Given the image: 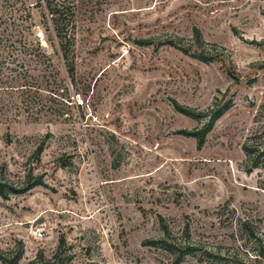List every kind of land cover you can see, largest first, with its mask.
Masks as SVG:
<instances>
[{
  "label": "rangeland",
  "instance_id": "obj_1",
  "mask_svg": "<svg viewBox=\"0 0 264 264\" xmlns=\"http://www.w3.org/2000/svg\"><path fill=\"white\" fill-rule=\"evenodd\" d=\"M60 1L74 76L46 0H0V264L264 262V0Z\"/></svg>",
  "mask_w": 264,
  "mask_h": 264
},
{
  "label": "trees",
  "instance_id": "obj_2",
  "mask_svg": "<svg viewBox=\"0 0 264 264\" xmlns=\"http://www.w3.org/2000/svg\"><path fill=\"white\" fill-rule=\"evenodd\" d=\"M47 6L49 8V11L52 16L54 29L56 32V35L58 36V51H60V56L63 58L64 63L66 65L67 71L74 76L76 72V63L74 55L71 53V44L74 43L75 39V33H74V26H75V18H74V10H69V6H67L65 1L60 0H46ZM71 12V14H69ZM198 34L200 35L199 31ZM200 37V36H198ZM199 42V41H195ZM34 50L35 55L41 57H48L51 59V55L47 51V49L44 47L43 43L41 41H38L36 46H28L27 49ZM176 107L187 113L192 115H202L204 112L197 111L192 106L185 105L178 101L177 99L174 100ZM229 103H223L222 105H215L211 108L210 116L208 118V121L205 122V126L203 129H195V130H189V129H183L187 133H191L197 136L199 143L201 144L204 141V137L206 134V131L214 124L216 119L224 112V108L227 107ZM245 151L249 155H253V163L252 166H256L259 164L258 159L262 154H264V151L259 149L258 147L255 149L252 144H249L248 142L244 145ZM42 149L41 147L39 148ZM42 182L40 179L36 181H30V179H25L22 183L24 185V189L32 187L34 184ZM240 262L242 264H264V262L261 261L259 257H255L253 261L246 262L245 260H241Z\"/></svg>",
  "mask_w": 264,
  "mask_h": 264
},
{
  "label": "built area",
  "instance_id": "obj_3",
  "mask_svg": "<svg viewBox=\"0 0 264 264\" xmlns=\"http://www.w3.org/2000/svg\"><path fill=\"white\" fill-rule=\"evenodd\" d=\"M39 233H42V230L41 229H39Z\"/></svg>",
  "mask_w": 264,
  "mask_h": 264
}]
</instances>
